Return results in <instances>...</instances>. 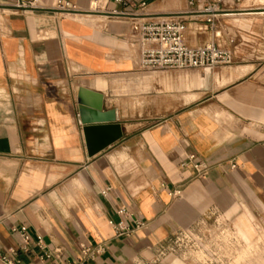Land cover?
Masks as SVG:
<instances>
[{
    "label": "crops",
    "instance_id": "1",
    "mask_svg": "<svg viewBox=\"0 0 264 264\" xmlns=\"http://www.w3.org/2000/svg\"><path fill=\"white\" fill-rule=\"evenodd\" d=\"M260 4L226 6L210 28L187 0H0V252L17 264H54L45 252L78 258L83 243L103 242L92 264H165L162 248L176 234L216 214L262 220ZM170 15L186 22L189 46L215 42L232 63L143 70L138 29ZM140 71L153 72L145 108L127 118L104 89ZM82 87L93 92L85 103L102 96L113 122H83ZM191 153L207 173L181 167ZM122 207L132 215H118ZM110 219L145 224L119 237Z\"/></svg>",
    "mask_w": 264,
    "mask_h": 264
},
{
    "label": "built area",
    "instance_id": "2",
    "mask_svg": "<svg viewBox=\"0 0 264 264\" xmlns=\"http://www.w3.org/2000/svg\"><path fill=\"white\" fill-rule=\"evenodd\" d=\"M122 1V0H117ZM190 7V12L207 13V24L210 28L214 27V18L216 13L223 11L226 6L232 8L238 6L242 0H187ZM20 7L27 6L21 2ZM61 9L68 10L67 5L59 3ZM196 8V10H192ZM187 24L177 15H170L162 19H155L144 25L139 30L141 43V68L145 71L159 70H190L200 68H216L232 63V52L223 48L215 42H209L198 46H189L185 42V32ZM192 166L195 170V175L200 176L209 170L210 166L197 159L195 153L188 155L187 160L181 164V167L186 168ZM235 168V165H232ZM106 193V191H104ZM176 196L182 194V188L175 190ZM120 216H130L127 209L124 207L117 210ZM116 236H128L136 228L144 226L141 220L136 221V227L127 225L124 221L117 222L110 219ZM197 230L180 231L176 234L167 247L162 248L161 253L165 258L180 255L185 253L186 246L192 242ZM24 238L25 245L29 243V237L24 229L20 230ZM24 248H26L24 246ZM105 250L103 242L97 244L83 243L81 245V256L78 258L66 259L58 251H47L44 258H54V264H92L97 257ZM0 261L4 264H17L20 260H14L0 252Z\"/></svg>",
    "mask_w": 264,
    "mask_h": 264
},
{
    "label": "rangeland",
    "instance_id": "3",
    "mask_svg": "<svg viewBox=\"0 0 264 264\" xmlns=\"http://www.w3.org/2000/svg\"><path fill=\"white\" fill-rule=\"evenodd\" d=\"M152 74L140 71L122 81H107L104 91L109 98L115 97L130 118V108H145V78ZM169 90L172 93L175 86L170 85ZM167 258L165 264H264V218L250 217L238 223L216 214L199 226L185 253Z\"/></svg>",
    "mask_w": 264,
    "mask_h": 264
},
{
    "label": "water",
    "instance_id": "4",
    "mask_svg": "<svg viewBox=\"0 0 264 264\" xmlns=\"http://www.w3.org/2000/svg\"><path fill=\"white\" fill-rule=\"evenodd\" d=\"M87 94L93 92L85 88L80 89L79 108L83 122L85 124L113 122L115 120L113 111L104 113L102 110V96L96 95L94 100L88 99L91 103H85L87 99L84 96Z\"/></svg>",
    "mask_w": 264,
    "mask_h": 264
}]
</instances>
